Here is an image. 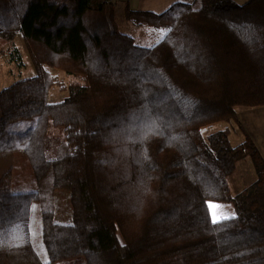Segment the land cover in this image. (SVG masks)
<instances>
[{
    "label": "trees",
    "instance_id": "1",
    "mask_svg": "<svg viewBox=\"0 0 264 264\" xmlns=\"http://www.w3.org/2000/svg\"><path fill=\"white\" fill-rule=\"evenodd\" d=\"M115 8L0 0L2 55L21 63V35L36 71L0 90V264H264V157L243 127L235 147L227 129L201 132L264 107V0L125 7L127 22L164 32L150 47L120 31ZM48 69L80 81L57 103ZM246 157L256 180L233 198ZM211 204L229 214L213 219Z\"/></svg>",
    "mask_w": 264,
    "mask_h": 264
},
{
    "label": "rangeland",
    "instance_id": "2",
    "mask_svg": "<svg viewBox=\"0 0 264 264\" xmlns=\"http://www.w3.org/2000/svg\"><path fill=\"white\" fill-rule=\"evenodd\" d=\"M241 1V0H240ZM243 1V0H242ZM119 7V6H118ZM124 11L122 7L115 8V19L120 31L124 34L131 36L135 43L142 47H150L154 45L157 41V37L162 34V30L153 29L151 27H139L135 26L130 22H127L123 16ZM15 46L19 52L21 63L10 61V55L8 52L2 55V52L6 50V43H0V90L5 87L10 86L14 82L32 77L35 75L36 71L32 65L31 59L28 55L25 44L22 40L21 35H18L15 39ZM48 72L55 78L56 83L53 84L48 92V101L50 103H57L62 101L68 96V90L71 84L80 82L78 79L67 76L62 71H57L53 69H48ZM241 113L244 108L240 107L237 109ZM241 123H245V116H240ZM262 119V118H260ZM241 124L236 122L229 123H217L207 127H204L201 132L206 142H208V137L212 134H217L221 130L227 129L229 131L228 141L231 147H235L243 142L244 135L241 132ZM52 134H61L62 129L51 128ZM264 133L258 132L255 134L257 139V147L264 157V151L262 150L261 140ZM21 179L17 177L19 182ZM256 180V172L252 161L249 157L236 163L235 173L228 178V185L230 188V194L233 198H236L243 190L248 189L253 186ZM229 207V206H228ZM213 208V219L219 220L226 217L229 212L225 207L220 205L211 204ZM30 228V242L32 249L36 252L39 258L44 262L47 260V253L43 241L41 239V214L38 203H33L31 206V214L29 219Z\"/></svg>",
    "mask_w": 264,
    "mask_h": 264
},
{
    "label": "crops",
    "instance_id": "3",
    "mask_svg": "<svg viewBox=\"0 0 264 264\" xmlns=\"http://www.w3.org/2000/svg\"><path fill=\"white\" fill-rule=\"evenodd\" d=\"M113 1L116 3V7L117 8L122 7L123 11L125 7H127L133 11H149L159 14L164 12L175 2H183V3L191 4L193 3L194 0H113ZM229 1L237 5H241L249 0H243V1L229 0ZM163 35L164 32H162V34H160L157 37V41L155 43H157L162 38ZM241 115L245 116L246 119V122L243 124L241 123L242 121H240ZM237 118L241 126L244 128L245 132L248 134V136L254 141V143L257 146V139L255 137V134H258V132L264 133V107L244 108V110H242L241 113H239L237 110ZM260 140H261L260 142L262 145V150L264 151V136Z\"/></svg>",
    "mask_w": 264,
    "mask_h": 264
},
{
    "label": "snow or ice",
    "instance_id": "4",
    "mask_svg": "<svg viewBox=\"0 0 264 264\" xmlns=\"http://www.w3.org/2000/svg\"><path fill=\"white\" fill-rule=\"evenodd\" d=\"M215 222V221H214Z\"/></svg>",
    "mask_w": 264,
    "mask_h": 264
}]
</instances>
